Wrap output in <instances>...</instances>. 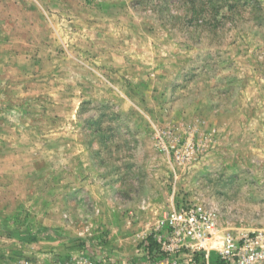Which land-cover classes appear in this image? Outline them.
<instances>
[{
    "label": "rangeland",
    "instance_id": "obj_1",
    "mask_svg": "<svg viewBox=\"0 0 264 264\" xmlns=\"http://www.w3.org/2000/svg\"><path fill=\"white\" fill-rule=\"evenodd\" d=\"M184 202L264 230V0H0V264H134Z\"/></svg>",
    "mask_w": 264,
    "mask_h": 264
},
{
    "label": "built area",
    "instance_id": "obj_2",
    "mask_svg": "<svg viewBox=\"0 0 264 264\" xmlns=\"http://www.w3.org/2000/svg\"><path fill=\"white\" fill-rule=\"evenodd\" d=\"M153 246L134 264H264V230L218 232L215 212L198 202L172 204L159 221ZM19 264H102L88 252L56 261ZM105 264H118L105 262ZM130 264V263H120Z\"/></svg>",
    "mask_w": 264,
    "mask_h": 264
},
{
    "label": "trees",
    "instance_id": "obj_3",
    "mask_svg": "<svg viewBox=\"0 0 264 264\" xmlns=\"http://www.w3.org/2000/svg\"><path fill=\"white\" fill-rule=\"evenodd\" d=\"M191 1H192V3H193V1H194V0H190V2H191ZM192 7H193V9L195 8V7H194V4H193V6H192ZM195 9H196V8H195ZM200 12H201V9H198V8H197V10H196V14H197V13H200ZM153 244H154L153 242H152V243H150V247H152V246H153Z\"/></svg>",
    "mask_w": 264,
    "mask_h": 264
}]
</instances>
